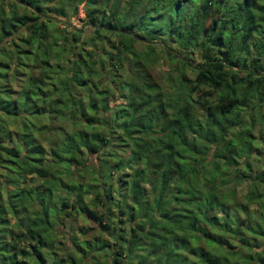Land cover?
Listing matches in <instances>:
<instances>
[{
  "label": "trees",
  "instance_id": "1",
  "mask_svg": "<svg viewBox=\"0 0 264 264\" xmlns=\"http://www.w3.org/2000/svg\"><path fill=\"white\" fill-rule=\"evenodd\" d=\"M247 234L264 0H0V264H264Z\"/></svg>",
  "mask_w": 264,
  "mask_h": 264
},
{
  "label": "rangeland",
  "instance_id": "2",
  "mask_svg": "<svg viewBox=\"0 0 264 264\" xmlns=\"http://www.w3.org/2000/svg\"><path fill=\"white\" fill-rule=\"evenodd\" d=\"M78 9H79V7H78ZM78 17L80 18L81 17V13H80V11L78 10ZM62 19H64V18H62ZM64 20H67V19H64ZM82 24H84V23H82L81 21H79V20H77L76 18H74V17H71L70 18V25H72V26H74V27H77V28H81L82 30H84V31H86L87 30V27H86V25H83L82 26ZM59 26H61V25H59ZM52 122V124H57V122L54 120V121H51ZM254 132H256V131H254ZM249 209L251 210L250 211V216H251V219H252V217L253 218H255L256 219V221H257V219L258 218H256L255 217V214H254V212H253V210L254 209H259L258 208V206L255 204V203H251V204H249ZM77 222L78 223H82L83 222V220H81V219H79V218H77ZM77 223V224H78ZM84 223H87V224H89V225H93L92 224V222L91 221H89V222H84ZM76 225V224H75ZM254 237L252 236V235H246V237H245V239H246V241L249 243V245L250 246H252V250L250 251V252H247V253H250V254H252L253 252H255L256 251V248H258V250L260 249V248H262L261 247V245H259L260 244V242L262 241V240H258V239H253ZM263 243H264V240L262 241ZM261 242V243H262ZM249 250V249H248ZM242 251H247V249L246 248H243L242 249Z\"/></svg>",
  "mask_w": 264,
  "mask_h": 264
},
{
  "label": "water",
  "instance_id": "3",
  "mask_svg": "<svg viewBox=\"0 0 264 264\" xmlns=\"http://www.w3.org/2000/svg\"><path fill=\"white\" fill-rule=\"evenodd\" d=\"M50 18H52V19H54V20H59L60 22L66 24V25H70V22H69L68 20H64V19H62V18H57V17H50ZM83 25H84V24H82V26H83ZM71 26H72V25H71ZM78 30L81 31V28H79Z\"/></svg>",
  "mask_w": 264,
  "mask_h": 264
}]
</instances>
